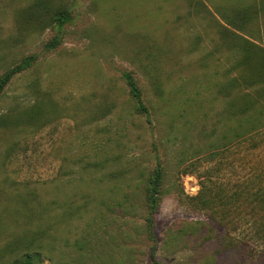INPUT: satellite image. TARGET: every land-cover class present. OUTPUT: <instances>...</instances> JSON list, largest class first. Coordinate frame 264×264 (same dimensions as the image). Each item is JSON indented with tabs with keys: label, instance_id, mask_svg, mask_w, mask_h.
Returning a JSON list of instances; mask_svg holds the SVG:
<instances>
[{
	"label": "rangeland",
	"instance_id": "1",
	"mask_svg": "<svg viewBox=\"0 0 264 264\" xmlns=\"http://www.w3.org/2000/svg\"><path fill=\"white\" fill-rule=\"evenodd\" d=\"M34 1L0 0V76L33 59L0 93V264L37 247L42 264H149L153 253L160 264H264L250 205L192 198L210 169L226 194L264 173V146L247 151L214 126L243 39L251 71L264 62V0H42L43 18ZM61 7L71 19L50 22Z\"/></svg>",
	"mask_w": 264,
	"mask_h": 264
},
{
	"label": "trees",
	"instance_id": "2",
	"mask_svg": "<svg viewBox=\"0 0 264 264\" xmlns=\"http://www.w3.org/2000/svg\"><path fill=\"white\" fill-rule=\"evenodd\" d=\"M42 0H35L29 11L37 18H43L42 15L48 12V5ZM252 6H247L235 11L233 17L242 21V25L236 27L231 17H224L226 22L234 24L238 29H244L246 24L252 18ZM50 22L57 25H63L71 19L70 11L66 8H56L54 12L48 13ZM243 46L240 47L241 58L236 68L239 76L232 79L226 84L219 85L218 93L226 97L227 107L220 117L216 118L214 126L218 124L227 128V132H232L233 138L237 139V146L245 148L247 151L254 152L259 147L264 146V62L251 71L250 59H252V50L250 42L243 39ZM32 57H27L22 63L15 65L0 76V93L11 79L22 72L32 64ZM264 60V59H263ZM123 78L128 86L130 95L135 102L136 109L145 113L147 116L150 110L145 104L142 90L136 79L130 72H124ZM159 96H162L161 90L156 87ZM206 131V129H204ZM224 138L228 139V133L224 134ZM226 149L229 144L225 143ZM224 149L218 151L223 152ZM215 154V153H211ZM218 154V153H217ZM217 168L210 169L199 175L201 179V188L198 194L192 197L196 200V204L201 208L212 206L215 202L220 204L227 203H245L251 206L252 216L254 219L252 224L255 228V234L264 240V173L260 169L254 172L245 180L239 181L231 193L224 192L223 183L214 176ZM187 172V171H185ZM192 170L190 169V171ZM166 173L165 166L162 162L156 165V171L149 176L146 186V200L152 211L155 210L160 199L161 185ZM239 206V205H238ZM33 244V243H30ZM42 252L37 247L34 250L24 251L20 256L14 259V264H42ZM149 264H160L155 254L151 255Z\"/></svg>",
	"mask_w": 264,
	"mask_h": 264
}]
</instances>
